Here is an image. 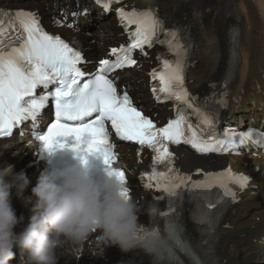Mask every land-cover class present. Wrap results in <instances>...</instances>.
<instances>
[{"label": "snow or ice", "instance_id": "obj_1", "mask_svg": "<svg viewBox=\"0 0 264 264\" xmlns=\"http://www.w3.org/2000/svg\"><path fill=\"white\" fill-rule=\"evenodd\" d=\"M97 2L108 11L110 5L118 0ZM11 15L13 19L7 28L0 21V136H11L13 126L22 120L35 121L51 100L55 121L48 126L46 133L36 136L46 149L68 147L59 138L74 137L75 143L70 147L82 152L85 159L89 154L99 153L106 170L115 175L121 185L122 194L132 199L124 171L113 166L117 155L113 151L115 144L110 136V127L120 141L139 145L138 154L145 148L153 152L151 173L142 174L147 180L145 188L161 190L170 202L182 192H187L197 205L193 218L215 228L229 204V198L231 202L237 200V191L230 185L243 190L248 187L250 177L228 168L219 173H206L202 180H193L190 175L174 169V154L169 146L187 144L200 154H238L242 146L250 143L264 146V134L252 129L247 132L232 129L222 139L206 135L209 130H214L217 118L197 106V98L191 96L184 86L189 50L180 42L178 31L165 29L164 22L151 9L125 11L119 8L117 16L128 33L130 43L113 48L111 52L115 59L102 60L98 71L89 75L80 67L84 63L81 51L61 36L46 31L37 12L18 10ZM77 15L73 13V16ZM55 23L64 26L65 21L55 20ZM161 34L167 38L160 39ZM231 38L236 40L235 32ZM154 44L166 45L177 57L174 61L158 57L162 59V67L153 69L150 74L154 82L159 81V85L154 84L152 88L156 100L178 102L175 118L164 127H157L138 109L126 90L122 94L117 90V77L110 78L116 70L136 65L134 50L143 52L145 46L151 48ZM38 89H44V94L37 95ZM180 104L185 107H179ZM188 109H192L191 115L198 118L197 124L191 122ZM156 165L164 166L166 171L157 170ZM216 188L222 190V194L218 192L215 202H211L209 194ZM164 198L163 195L157 197ZM173 213L176 214L174 217ZM162 215L168 218L166 229L177 227L179 213L172 203ZM139 228L144 230L142 226ZM174 242L188 252L196 264H200L179 232L174 236ZM172 259L177 258L173 255Z\"/></svg>", "mask_w": 264, "mask_h": 264}, {"label": "bare ground", "instance_id": "obj_2", "mask_svg": "<svg viewBox=\"0 0 264 264\" xmlns=\"http://www.w3.org/2000/svg\"><path fill=\"white\" fill-rule=\"evenodd\" d=\"M70 1L0 0V4H2L1 6L15 7L29 3L40 8L44 13L46 5L51 10L56 5ZM135 1L138 4L156 3L159 5L160 13L168 22L184 20L188 24L195 40L194 65L189 72L192 88L208 94L211 92L210 82L218 81L228 75L230 80L228 88L232 99H230L228 110L224 115L231 121L254 120L255 123L264 124V0ZM93 25L97 26L94 29L96 43H90L85 38V45L93 49L95 45L108 44L111 41L109 30L114 25V19L110 16L99 17L97 21L93 22ZM230 26H234L235 41L231 38L233 32L229 34ZM125 82L133 89L136 97L140 98L147 108L150 107L145 83L140 81V77L126 79ZM239 96L240 100H238ZM3 143L5 141H0V144ZM9 152H11V147L7 150H0V154ZM133 155L132 150L126 152L129 165L134 164L130 159ZM179 155L180 163L185 169L197 161H206V159L196 157L186 150H181ZM234 158L241 160L239 157ZM243 159L247 160L248 158L243 157ZM227 160V158L219 159L220 162ZM229 161L233 164L232 159ZM248 167L251 170L259 168L256 173L258 188L255 191L257 194L247 191L240 203L241 218L236 214L229 220L232 229L219 230V240L222 243V250H219V253L217 250L212 251L204 240L196 241L198 248L193 253L200 264H264L260 257L254 255V251L260 249L252 246V237L248 235L252 226L262 227L264 223V220L256 223L250 218L254 214H264V209L260 207L264 205V156L250 158ZM139 193L144 194L146 199L149 198L140 189L137 190V194ZM192 230H197L196 237L200 234L202 237L205 236L202 229L192 227ZM190 233L192 231L187 230L185 235ZM185 255L189 257L187 264H196L192 256L187 252ZM179 256L185 260L182 254ZM58 264H62L61 261H58Z\"/></svg>", "mask_w": 264, "mask_h": 264}, {"label": "clouds", "instance_id": "obj_3", "mask_svg": "<svg viewBox=\"0 0 264 264\" xmlns=\"http://www.w3.org/2000/svg\"><path fill=\"white\" fill-rule=\"evenodd\" d=\"M11 146L0 144V150ZM69 150L79 163L50 165L41 172L32 188L33 215L20 234L14 228L23 216L17 217L12 207V189L19 195L29 180L23 171L15 173L11 163L0 167V264L15 258L14 247L27 252L30 264H58L57 249L82 253L86 244L117 245L124 252L139 247L160 262L171 258L178 226L166 234L158 228L141 231L140 210L122 194L115 175L106 171L102 180L95 179L88 168L91 154L85 159L82 152ZM147 214L150 219L163 216L156 205H149Z\"/></svg>", "mask_w": 264, "mask_h": 264}, {"label": "rangeland", "instance_id": "obj_4", "mask_svg": "<svg viewBox=\"0 0 264 264\" xmlns=\"http://www.w3.org/2000/svg\"><path fill=\"white\" fill-rule=\"evenodd\" d=\"M206 46V45H205Z\"/></svg>", "mask_w": 264, "mask_h": 264}]
</instances>
